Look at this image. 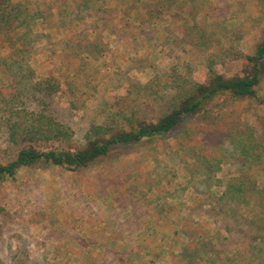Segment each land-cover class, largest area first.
<instances>
[{
    "label": "rangeland",
    "instance_id": "rangeland-1",
    "mask_svg": "<svg viewBox=\"0 0 264 264\" xmlns=\"http://www.w3.org/2000/svg\"><path fill=\"white\" fill-rule=\"evenodd\" d=\"M194 1L200 12L179 0L159 15L153 0H33L55 15L50 26L35 28L29 82L20 77L14 88L12 71L0 65V162L15 155L13 107L61 123L80 144L99 127L130 129L133 116L156 121L172 103L177 73L204 82L212 62L219 72L244 75L247 56L264 39V0ZM202 24L217 34L207 50L190 34ZM48 78L55 92L23 87ZM258 91L260 102L220 98L211 114L169 135L114 147L86 169L41 163L0 181L1 264H259L248 260L253 243L240 234L243 220L220 213L236 159L215 169L223 185L206 190L201 177L191 181L195 160L181 144L194 123L210 124L213 139L231 119L264 123V62ZM198 138L206 148L208 138ZM242 213L251 217L255 209Z\"/></svg>",
    "mask_w": 264,
    "mask_h": 264
},
{
    "label": "trees",
    "instance_id": "trees-1",
    "mask_svg": "<svg viewBox=\"0 0 264 264\" xmlns=\"http://www.w3.org/2000/svg\"><path fill=\"white\" fill-rule=\"evenodd\" d=\"M153 1L161 3L155 8L161 15L163 8L168 11L179 0ZM189 1L195 11L200 12L195 1ZM54 15L52 6L33 3V0H0V65H7L12 71L14 88L21 87L20 77L25 79V83L30 81L28 63L32 58L33 44L39 39L35 28L40 21L50 26ZM190 34L197 38L201 50H207L217 41L215 30H209L207 24L197 25ZM8 51V55L3 56ZM247 61L244 75L233 76L219 72L211 62L204 82H194L177 73L172 85L176 90L172 103L156 121L135 119L133 116L129 118L130 129L99 127L85 143L80 144L73 141L71 132L61 123L46 115H30L23 108L13 107L15 118L9 122V132L15 155L9 162H0V181L15 179L22 168L41 163L60 166L69 171L86 169L110 154L114 147L132 146L144 140L169 135L185 121L211 114L222 107V103L217 102L220 98H225L224 103L260 102L258 88L264 62V39L259 42L255 54L247 56ZM24 86L42 93H52L59 88L57 82L49 78L37 86ZM218 119L228 120L221 114ZM228 121L221 123L225 128L221 133L220 129L215 131V139L208 135L210 124L201 126L194 123L191 130L186 131L181 144L188 145L191 149L188 156L195 160L190 172L191 181L201 177L199 184L206 190L223 185L214 175L215 169L231 158L236 159L238 172L223 185L224 192L218 200L220 213L224 212L229 219L243 220L245 225L240 227V234L244 236V241L253 243L248 260L250 263L258 261L264 264V123H244L236 119ZM199 135L210 141L204 149L195 143V140L199 141ZM227 144L234 148L233 153L229 152ZM248 208L255 209L251 217L242 213L243 209ZM203 248L206 252L211 250L209 244H204Z\"/></svg>",
    "mask_w": 264,
    "mask_h": 264
}]
</instances>
